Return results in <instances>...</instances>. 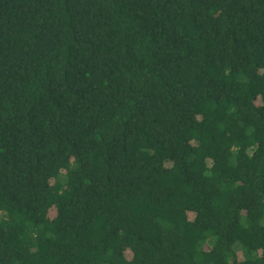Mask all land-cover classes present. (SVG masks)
<instances>
[{"label": "trees", "instance_id": "1", "mask_svg": "<svg viewBox=\"0 0 264 264\" xmlns=\"http://www.w3.org/2000/svg\"><path fill=\"white\" fill-rule=\"evenodd\" d=\"M0 264H264V0H0Z\"/></svg>", "mask_w": 264, "mask_h": 264}]
</instances>
